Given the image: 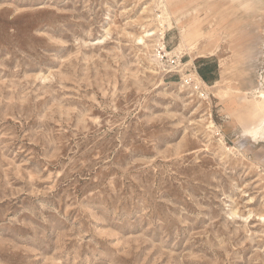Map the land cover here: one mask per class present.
<instances>
[{
	"label": "rangeland",
	"instance_id": "obj_1",
	"mask_svg": "<svg viewBox=\"0 0 264 264\" xmlns=\"http://www.w3.org/2000/svg\"><path fill=\"white\" fill-rule=\"evenodd\" d=\"M262 93L264 0H0V264H264Z\"/></svg>",
	"mask_w": 264,
	"mask_h": 264
},
{
	"label": "trees",
	"instance_id": "obj_2",
	"mask_svg": "<svg viewBox=\"0 0 264 264\" xmlns=\"http://www.w3.org/2000/svg\"><path fill=\"white\" fill-rule=\"evenodd\" d=\"M198 73H199V75L201 76V78L205 81V82H207V81H209V79L207 78V76L201 71H198Z\"/></svg>",
	"mask_w": 264,
	"mask_h": 264
},
{
	"label": "bare ground",
	"instance_id": "obj_3",
	"mask_svg": "<svg viewBox=\"0 0 264 264\" xmlns=\"http://www.w3.org/2000/svg\"><path fill=\"white\" fill-rule=\"evenodd\" d=\"M151 34V33H150ZM142 40V39H141ZM261 98L263 99V102H264V94L262 93L261 95Z\"/></svg>",
	"mask_w": 264,
	"mask_h": 264
}]
</instances>
